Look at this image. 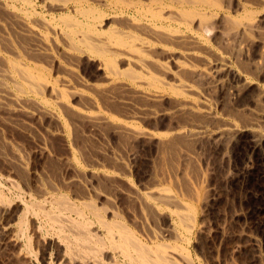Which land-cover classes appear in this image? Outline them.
<instances>
[{
    "label": "bare ground",
    "instance_id": "1",
    "mask_svg": "<svg viewBox=\"0 0 264 264\" xmlns=\"http://www.w3.org/2000/svg\"><path fill=\"white\" fill-rule=\"evenodd\" d=\"M19 1L22 4L24 2H27L28 0L27 1L23 0L24 2H22L21 0ZM50 1L51 0H49V2ZM53 2L54 1H52L50 4L53 5ZM234 2H235L234 4L235 14L232 15L230 13L231 11L230 9L232 7L230 8V6ZM16 3L17 2H15V4ZM5 4L0 2V9L2 10V12L7 14L11 23L17 26V30H19V33L22 35V37L24 36L29 40L35 41L36 43L35 47H37V51H39V56L40 55L46 56L51 60V63H54V60L56 58L48 54V51H50L49 49L52 48L51 46L54 42L53 40L54 37L62 38L63 39L62 42L64 41L62 49L65 51V54H70V53L73 54V55L68 56V60L69 58H75L78 61V58H79V61H80V57H83V56H86V58L88 56L90 60L91 59L93 60V58L99 60L98 65H97V70L101 73V79L103 83L100 85L99 84L97 85V83L96 85L86 84L87 92L89 91L88 88H90L91 92L93 90V92H95L96 94H100V96L102 97L110 96V95L112 96L115 94L113 99H117L116 97L117 95L121 97L123 95H128L130 99L131 98L137 99L139 100V102L141 101L143 103L148 104L150 106L149 108H153V109H148V110L147 108H145L146 111L143 109L141 111L147 112L148 114L154 117L159 116V115H166V116H170L172 119V118L182 116V115H189V116L191 115V116H195L200 119H207V121L209 120L211 121V123L214 121L215 122L217 121V123L219 124L218 122L219 120L217 119V113L215 112V108H213L212 101L209 100V97L207 98V95L208 94L210 95L211 93L210 92L207 93L206 91L203 92L202 91L203 88L201 90V87H199L201 86V84L199 85V82H200L199 80L204 81L203 85H205V89L208 91H211L214 89L216 90L217 88L228 89L230 96H233V97L240 96V95H243L244 92H246L252 84L250 82L251 80L248 79L250 75L247 77L246 75L241 73L243 72V70L241 72L237 71L238 69L234 70L233 63L237 62L236 65L239 64L238 61L241 59V57L239 58V56L243 55L244 57L243 52L245 53L249 52L248 51L249 46H252L255 43L258 46L256 50L257 52H259L258 53L259 56H257V59L259 57L260 61L263 60L264 0H58L57 5L55 4L57 10L59 11V13L60 12L66 13L65 15L60 14L61 16L58 15L57 17H60L59 19L56 18L58 21H61L62 24L60 25V24L52 23V22H55V19L53 21L52 20L53 18H52L51 19L52 21L49 20L48 22H46L45 19L44 21L41 20L39 26L31 22V18L33 16L31 17V15L27 13L28 11L26 13H24L25 12L24 11L22 14L17 13V12H21V10L16 11L17 9L13 7L15 9L14 11L12 10L13 8L10 9L11 7L9 8V5L7 7ZM30 5H31V2L29 3L28 6ZM18 6H21V5H18ZM41 6H44V5H41ZM34 12H32L31 14H33ZM35 14L38 15V13L36 12ZM50 18H51V15H50ZM10 21H9V24H10ZM61 22H58V23H61ZM1 26L2 24H0V27ZM10 27H12V25ZM15 35L16 34H14V36ZM255 36H257L258 39H256ZM22 37L21 39L24 38ZM27 39H25V41ZM13 41L15 40L13 39ZM23 41L24 40H22V42ZM34 41H32L31 43L34 44ZM210 41H212L214 47L211 46ZM20 42L19 44H21ZM0 44L2 45L3 50H4V53H2L1 48H0V110L6 113H20L19 115L22 114L25 116V118L33 117L35 115L43 116L44 118L46 117L55 124L56 133H59V132L64 133V131L66 130V122H64L65 117L63 119L59 113L51 112L52 110L49 111L47 107L45 106V105H48L46 101H44L45 105L43 104V102L42 103L30 102L32 105V108H30V106H28L29 107L28 109L25 108V106L28 105L27 103H29L27 101L29 99L26 100L25 98L26 96L33 95V96L38 97L40 94L42 95V92L44 90H49L47 95L49 93H50V96L51 94L53 95V97L56 99L55 100L56 102L54 101V104L56 105L58 110L60 109L63 111L62 112L63 114H65L64 113L65 111H70L71 113H73V116L75 115V117H77L75 119H80L90 124L92 127H100L103 125L110 126L111 130L113 131V134L117 133L119 135H122V137L125 136L124 138L129 137L133 141H140V140L155 141L156 152H157V155L161 158V160L162 158H164L163 156H165L167 151L169 153V150H170V153H171V150H174L173 151L174 153L177 150H179V155H180V151H181L180 148L177 149L176 151L173 148H175L176 147L175 145L179 144V142L181 143V140L183 139L185 140V142L188 141V145L190 141L191 143L196 141L197 144L199 142L198 145H200V143L202 144V142H200L201 140L203 141L207 140V142L211 141V144H212V142L218 143L220 140L222 141V139H225V138L227 139L229 137L231 138L232 136H235L239 132H242V131L251 132L250 134H252L251 140L253 144V150L260 149L262 147V143L264 140V134H263L264 132L261 133L259 131L258 126H261V125H259L260 124L259 123L257 126L256 122L257 121L259 122L258 119L264 116V111L262 110V108H259L261 107L259 106L261 100H264V89H259L257 91L258 94L256 93L257 95L253 98V103L256 107V110L253 113L257 120L254 119L256 120V122L252 120V122L254 121L255 123H252L250 121L252 125H248L249 124L248 123L247 124L248 126L246 125L244 127L240 126L239 128L236 125V123L235 124L224 123L227 120L226 119L219 126L210 128L208 127L209 125L207 126L205 124L206 122L203 123V120H202V123H194L195 125L192 124L193 126L191 127L188 126L189 128H185L183 126H185L186 124L184 125L183 123V126L181 127L182 123L180 124L179 122L180 124L179 125L178 123H176L178 122L177 120L176 122L175 121L174 122L177 125H179V127L170 128L169 132H166V134H163V133L159 134L154 131H148V130L138 128L134 126L133 124H130L127 122L115 120L116 118L113 119L112 117L107 116L106 114H102L101 112H89L88 109H87L88 111L87 110L85 111L83 109H77L80 107H76L75 109L71 108L72 106L70 107L69 103L66 100L69 97L66 98L67 95L65 91L63 92V90H60L58 86L56 85V83L55 84L52 83L53 79L51 82L47 79L46 75L43 72V70L45 71V67L44 69L41 70L34 63H32L33 61L29 62L25 58H22L24 54H21L23 55L21 57L17 48L14 46V44L12 43L9 37H6V36L1 37ZM16 44L18 46V43ZM60 45L61 44H59V46ZM54 48H56V46ZM36 54L37 52L34 55ZM174 54L177 56H175ZM61 55H64V54L61 52ZM163 56H165L166 59ZM26 57L28 56L26 55ZM64 57H66V55ZM160 57L164 58L165 60L163 61L159 60ZM33 58L31 57V59ZM257 59L256 61L254 60V62H252L251 59H250L251 61H248V60L247 61L250 63L252 62V64L253 63L258 64ZM63 61H67V60L65 59ZM43 62L45 61L43 60ZM169 62L175 66V69H174L175 71H171V73H170V68L168 66ZM71 63H73V61ZM79 63L80 62H78V64ZM241 63H243V59ZM261 63H264V61ZM254 64L250 66H253V67L259 66V64L258 65L257 64L254 65ZM60 65L59 67H64ZM65 65H68V64H65ZM240 65L242 66V64H239V66ZM42 66L43 64L40 67ZM50 68H52L51 64H50ZM64 68H65L64 69L65 72L67 73L66 75L73 77L72 74H75V72L73 73L70 67L69 69H66V67ZM254 68L252 69L253 71H255ZM240 69L241 67L239 68V70ZM246 70H250V69H246ZM247 72H244V73H247ZM249 73L251 74L252 72L249 71ZM168 74H170V76L172 75L171 76L172 80L170 81L172 82L171 84L165 82L166 80H164V77L166 75L168 77ZM196 79H199L197 82L198 85L195 82L197 81ZM55 80L54 82H56ZM58 82H61L63 84L65 83L68 84L65 78L60 79V80L58 79ZM194 83H196L198 87ZM200 83H202V81ZM62 89H64V87ZM67 90L68 89H66V91ZM73 91L76 92V93L73 92L74 96L75 94L80 95V92L78 93L75 90ZM204 93H207V95H204ZM222 93H224L223 90H222ZM83 95H84L83 98L85 99L87 106H89L91 110L100 111L99 110L100 108L98 107V104L96 103V100H94L91 96H88V95L86 96L85 94ZM108 98L107 100H110ZM167 98H171L172 100L171 102L172 105L169 108L160 110L161 108L160 107L161 105H160L159 110H155L154 107H151V105H155V106L157 104L159 105V103H161ZM251 98L252 97H250V100ZM41 100H44V99H41ZM111 100L109 101L110 104L112 102ZM118 100L117 102H119ZM126 101L127 100L123 102H125L126 106H128V102ZM135 102L136 100H134V103ZM261 104L263 103L261 102ZM141 105H143V107L145 106V104H141ZM233 106H234V103H233ZM129 107L133 108L132 105ZM251 108H254V107L251 106ZM230 109H233V108L231 107ZM241 110H240V113L244 111L242 110L241 112ZM133 113L135 114V112ZM126 114H128V111ZM229 115L232 116L231 114ZM238 115L239 114H237L236 116ZM189 116H186V117H189ZM154 117H153V120L156 119V117L155 119ZM36 118L38 117L36 116ZM221 120L222 119H220V121ZM198 122L200 121L198 120ZM188 123L191 124V122H188ZM72 124H75V123L73 122ZM232 138L234 139V137ZM227 141H223V143ZM207 142H204V143H207ZM228 143H230V139ZM179 145H182V144H179ZM185 145L187 147V143L184 144V146ZM183 151H186V150H183ZM39 152L40 153L46 152L44 145L43 147H40ZM177 155H178V152L176 153V155L174 154V156H177ZM191 155L192 154L187 153L184 157H182L183 156L182 155L181 158H185V159H188V161H190L191 159H193L192 157L193 155L192 156ZM1 157L3 158V156ZM157 157H156V162H158ZM11 158L13 159L14 164H16L17 166L21 165V159L17 155L14 154L13 157ZM75 158L73 157V159ZM168 158L170 159V157ZM161 160L160 162H158L159 164L161 163ZM118 162L121 163L120 161ZM68 165L69 167L75 169V165L72 162L69 163ZM159 166L164 167V165H159ZM159 168H162V167H159ZM163 171L162 172L160 171V172L163 173ZM187 171L188 170H186V172ZM193 172H196V170ZM183 173H185V171ZM181 176L183 175L181 174ZM186 177L188 176H185V179L187 181ZM163 178H166V177H163ZM75 179L74 180L72 179V180L75 181ZM76 180H78V178ZM165 180L166 179H164V181ZM9 184L11 183L9 182ZM128 184L129 183L127 182V185ZM13 185H10V186L13 187ZM158 185L159 184L157 182V184L153 183V185L149 187L145 186L146 188L142 192H140L139 190L136 191L134 190L135 189L134 188L133 190L127 189L128 190L127 194L123 193L125 194V197H128V199H130L131 203H129L130 201L128 203L131 205L133 203L135 206L134 207L135 211L132 209L134 211L133 213H131L132 210L129 212V209H128L129 207L127 208L128 210L127 212H129V216L127 218H123L122 216L120 217V215L116 214L115 213L116 211L114 210L109 211V217H107V215L105 214L106 209L104 207H101L102 212H104L102 213L100 210H98L97 207L95 208L93 206L94 205L93 201H91L93 205L90 203L89 199H88L89 201L88 204L87 203L82 204V202L84 201H81L80 205L81 204L82 205L80 207L78 205L76 206L75 204H70L71 203L70 201H69L70 203H68L69 199L67 197L63 198V197H59V195H57L59 198L55 201L54 199H51L52 196L48 198L51 200L49 201L52 204L48 200L47 201L44 200L45 202H49V204H51L50 206L52 207L54 204L56 205L57 208L60 207V205H63V208L66 210V212L67 211H69L70 213L73 212L74 215L76 216V218L74 219H68L67 216H64L67 219L66 222L71 224V226L73 225L72 227H74L75 225V229H72L70 227L69 231L70 230L71 232L72 230L80 231L76 236H73L71 235L72 233L67 232L68 229H67V226L65 227V222L63 223L64 225L59 223L60 221L58 222L63 228H66L65 229L67 230L66 232L71 235V238L76 243V245L78 244L81 246L79 247L77 245L80 249L79 248L75 249V250L79 249V252H78L79 254L77 255L75 253H74L75 255L73 254V256H76V257H72L70 255L71 254L70 251H72L70 249L73 248L71 247V244H72L71 242L73 241H70L69 239L66 238L67 236L64 233L63 231L64 229H62V227H59L58 228L59 230L57 229L59 234L64 235L62 236L64 237V239H66L67 241L69 240L67 242L66 240L63 239V241L67 242L66 251L68 250L70 252L69 255L71 257H69V255L68 257L73 258L70 260L71 261L70 263L74 262L75 260L79 264H195L196 260L195 261L193 260V257H192L193 252L191 251L192 247L190 244V236L192 235L194 231V228H195L194 223L196 220L195 219L196 218V207L194 205V198L196 196L194 195V197H192V195L194 194V191L193 189L189 191L188 190L189 188L188 189L185 188L188 190L189 196H187V194L183 192L186 194V197H181L179 196L180 193L179 195L176 194L171 187L169 186L160 187L161 185L160 186ZM173 188H176V187H173ZM1 193L2 191L0 192V200L2 201L4 195L2 196ZM41 196H42L41 198H43L45 197V194L42 193ZM5 199L6 198H4V200ZM7 199H6V202L8 201ZM1 201H0V204L2 203L1 205H4V202H1ZM9 203H7V205ZM32 203L33 201L30 203H26V205L29 204L30 206ZM34 204L37 206L38 204L40 205V203H37V204L34 203ZM40 206H45V205L43 204ZM30 207H29V210L31 209L33 210V208L30 209ZM32 207H35V206L32 205ZM56 207L54 209H56ZM37 208L40 210V207H37ZM60 208L58 209L63 210ZM41 210H43V208ZM65 210L63 211L65 212ZM40 212H43V211H40ZM40 215H43V213H41ZM53 215H54L53 213H49L48 211H45L44 217H46L47 220H49L48 222H52L54 224L57 223L55 221H58L59 219L61 220L64 219V218L63 219L60 218L61 213L58 216V218H55L58 214L54 215L55 217H53ZM124 215L125 214H123V216ZM163 215L167 216L166 224L164 228L161 227L162 228L161 229L159 227L160 228V229L158 228L159 230L154 229L155 226L154 228H151L150 227L151 224L149 225V222H152V221L158 222V220L162 218ZM26 216H28V213L26 214ZM21 217H19L21 228L18 227L19 231H21L20 234H22L20 237L24 239V241L26 242V245L23 246V248L25 247L26 251H29L30 238L28 239L27 235H24L25 225H26L25 213ZM20 218H21V221H20ZM16 225H17V222H16ZM76 233L77 232H75V234ZM250 244L252 247L257 248L255 242L250 243ZM25 248H24V251H25ZM239 248L241 247L236 246L234 250H236V252L237 250L238 252H240ZM75 252L77 253V251ZM30 254L31 253H29V255ZM63 255H66V254H63Z\"/></svg>",
    "mask_w": 264,
    "mask_h": 264
},
{
    "label": "rangeland",
    "instance_id": "2",
    "mask_svg": "<svg viewBox=\"0 0 264 264\" xmlns=\"http://www.w3.org/2000/svg\"><path fill=\"white\" fill-rule=\"evenodd\" d=\"M9 1L0 0L1 3H4V4L6 3L5 5L7 7L9 5V8L11 7L10 9L14 7L15 9H17L16 11L21 10V12H17V13L22 14L24 11H25L24 13L28 11L27 13L30 14L31 17L33 16L31 18V22L37 24L38 26L41 20L44 21L45 19V21L48 22L52 18H53L52 19L53 21L55 19V22H52V23L61 25L62 22L58 21L56 18L59 19L60 17H57L58 15L61 16V15L66 14L64 12L59 13V11L57 10L55 4L57 5L58 0L57 1L51 0L50 2L49 0H28L31 2L30 6H28L30 2H28L27 0H25L27 2H24L23 0H21L22 2H24L22 4L19 0L17 1L9 0ZM52 1H54L53 5L50 4ZM15 2L17 3L15 4ZM234 4L235 2L230 6V8L232 7L234 9V10L232 8L230 9L231 10L230 13L232 15L235 14ZM18 5H21V6H18ZM41 5H44V6H41ZM19 7H21L22 9ZM14 8L12 10L15 11ZM34 11L38 13V15L35 14ZM32 12L34 13L31 14ZM0 13H1L0 14L1 16L0 24H2V26L0 27V40H1V37L3 36L9 37L12 43L14 44V46L17 48L19 54L20 55L24 54V56L21 55V57L23 56L22 58H25L29 62L33 61L32 63H34L41 70L44 69L45 67V71L46 70L48 71L45 72L43 70V72L46 75L47 79L50 82L53 79L52 83L54 84L56 83V85L58 86L60 90H63V92L65 91L67 95L66 98L69 97L66 100L69 103V106L70 107L72 106L71 108L73 109H75L76 107H80L77 109H83L85 111L88 109L89 112H101L102 114H106L107 116H110L113 119L116 118L115 120L127 122L130 124H133L134 126L138 128L148 130V131H154L159 134L161 133L166 134V132H169L170 128L179 127L181 123H182L181 127L183 126V123H184V125L185 124L186 125L183 127L189 128L195 125L194 123H202V120H203V123L206 122L205 124L207 126L209 125L208 127L210 128L219 126L226 119L227 120L224 123H233V124L236 123V125L239 128L240 126L244 127L245 125L246 126L252 125V123H255L257 120L253 113L256 110V107L253 103V98L258 94L257 91L259 89H264L263 87L264 86L263 85L264 84V65H263L264 63H261L264 61V54H263V60L260 61L259 57L257 59V56H259L258 54L259 52H257L256 50V48H258L256 43L252 46H249V49H248L249 52H246V53L243 52L244 57L243 55L239 56V58L241 57V59L237 61L239 64H242V66L241 65L239 66V64H237L238 65L237 67L236 65L237 62L233 63L234 70L238 69L237 71H240V72L243 70V72L241 73L246 75L247 77L250 75L248 79L251 80L250 82L252 85L248 88L246 92H244L243 95L233 97V96H230L228 89H220V88H217L218 90L214 89L215 91L214 90L208 91L205 89V85H203L204 84L203 80H199V79H196L197 81L193 80L196 83L198 82V80L200 82L202 81V83L199 82V85L201 84V86H199L201 87V90L203 88L202 90L203 92L206 91L207 93L209 92L211 93L210 95L208 94L209 96L207 95V93H204V95H207V98L209 97V100L212 101L213 108H215V112L217 113V119L219 120L218 121L219 124L217 123V121L216 122L214 121L212 122L214 125L213 126L211 121L209 120L207 121V119H200V118H197L191 115L190 116L182 115V116H178L172 119L170 116L159 115V116H155L156 117L155 119L154 116L148 114L147 112L141 111L142 109L145 110V108H147V110L153 109V108H149L150 106L148 104L143 103L141 101L139 102V100L137 99L131 98L133 99L131 100L128 95H123L124 97L117 95L116 96L117 99H113L115 94L112 96L110 95V96L102 97L100 96V94H96L95 92H93V90L91 92L90 88H88L89 91L87 92L86 90L87 85H91V84L96 85V83L97 85L98 84L100 85L103 83L101 79V73L97 70V65H98L99 60L94 59V58L93 60L92 59L90 60L88 56H87L88 60L86 56L80 57V61H79V58H78V61L75 58H69L68 60V56L73 55V54L71 53L65 54V51L62 49L63 44H64L63 43L64 41L62 42L63 39L59 37L55 38L54 36H52L54 37L53 38L54 42L51 46L52 48L49 49L50 51H48V54H50L51 56H54V58H56L57 60L55 59L54 63H51V60L48 57L42 56V55L39 56V51H37V47H35L36 43L34 40H29L24 36L23 38L22 35L19 33V30H17V26L11 23L7 14L2 12L1 9H0ZM50 15H51V18H50ZM9 21L12 27H10L11 25L9 24ZM58 22H61V23H58ZM14 34H16L17 36L16 35L14 36ZM21 37L23 39H21ZM255 38L258 39L257 36H255ZM13 39L15 41H13ZM25 39L27 40L25 41ZM22 40L24 41L22 42ZM32 41H34L35 45L31 43ZM19 42L21 44H19ZM16 43H18L19 47L17 46ZM59 44L61 45L59 46ZM210 44L212 47H214L212 41H210ZM55 46L56 48H54ZM0 48H1L2 53H4V50L1 44H0ZM36 52L38 55L37 54L34 55ZM61 52L64 55H61ZM25 54L28 57H26ZM30 55L32 58L33 57L34 58L31 59ZM65 55L67 58L64 57ZM163 57L166 59L165 56ZM164 58L160 57L159 60L163 61L165 60ZM255 58L258 60L259 66L262 64L261 65L262 67L260 66L261 68L259 66L257 67L254 66L257 68L256 69L253 66H250L254 64V63L252 64L254 60L256 61ZM62 59L63 60L66 59L67 61H63ZM242 59H243V63H241ZM250 59L252 60L251 63L248 62V61H251ZM43 60L45 62H43ZM70 61L71 62L73 61V63H71ZM78 62L80 63L78 64ZM64 63L68 65H65ZM42 64H43L42 66L43 68L40 67ZM50 64L52 68H50ZM59 65L66 67V69H69L70 67L72 72L73 73L75 72V74H72L73 77L66 75L67 73L64 70L65 68L59 67ZM168 66L170 68V73L171 71H175L174 70L175 66L172 63L169 62ZM240 67L241 69L239 70ZM252 67L255 69V71L252 70L253 69ZM246 69H250V70H246ZM249 71L252 72L251 73L252 75L249 73ZM244 72H247V73H244ZM171 76L170 74H168V77L166 75L164 77V80H166L165 82L171 84L172 83L170 82L172 80ZM64 78L68 82V84L67 83L63 84L61 82H58V79L60 80ZM54 80L56 82H54ZM196 83L194 84L196 85ZM63 87L64 89H62ZM65 88L68 89L69 92L68 90L66 91ZM73 90L77 91L78 93L80 92V95L75 94L74 96ZM222 90L225 94L222 93ZM48 92L49 90H44L42 92V95L40 94L38 97L30 95V96H26L25 98L26 100L29 99L27 100L29 103L30 102L32 103H42L43 102V104L45 105L44 101H46L48 105H45V106L47 107L49 111L52 110L51 112L59 113L63 119L65 117L64 122H66V130L64 131V133L62 132L56 133L55 124L46 117L44 118L43 116L35 115L33 117L25 118L24 115L22 114L19 115L20 113H6L0 110V155L3 156V158L0 156V192L2 191L1 193L2 196L3 195L5 196V197L3 196L2 201L0 200L1 202H4V205H1L2 203L0 204V232H1L0 233V242H1L0 244V264H25V263L26 264H32V263L33 264H64V263L65 264H79L75 260L74 262L70 263L71 262L70 260L73 258H69V257L71 256L76 257V256H73L74 253L76 255L79 254L78 253L80 249L79 247L81 246L77 244L79 246L78 247L76 245V243L72 240L71 235L76 236L80 231L78 229H77L78 231L76 230H72V232L71 230L69 231L70 227L72 229H75V225L74 227H72L73 225L71 226V224L66 222L67 219L66 217H64V216H67L68 219H74L76 218V216L74 215L73 212L71 213L69 211L66 212V210L63 208V205H60V207L61 206L62 207L61 208L58 207V208L65 210V212L63 210H59L55 204L53 205V207L50 206L52 204L50 202L51 200L48 199L50 198V196H52L51 199H54V201L57 200L59 197H63V198L67 197L69 199L68 203L71 202L70 204H75L76 206L78 205L79 207L83 203L88 204V202L90 201V203L92 205L94 203L93 206L95 208L97 207L98 210H100L101 212H102L101 207H104L106 209L105 214L107 215V217H109V211L114 210L116 211L115 212L116 214L120 215V217L122 216L123 218H127L129 216V212L132 209L135 211L134 204L133 203L132 205L129 204L131 203L130 199H128V197H125V194H127L128 190H133L135 188L134 190L136 191L139 190L140 192H142L145 190L146 187L153 185V183L157 184V182L159 184L158 186L161 185L160 187L162 186L171 187L176 194L179 195L180 193L179 196L181 197H186V194L187 196H189L188 190L191 191V189H193L194 191V194L192 195V197H194V195L196 196L194 198V205L196 207V218H195L196 220L194 223L195 225L194 231L192 235L190 236V244L192 247L191 251L193 252V253L191 252L193 260L194 261L196 260L195 264L196 263L197 264H264V140L262 143V147L260 149L253 150V144L251 140L252 134H250L251 132H248V131H242V132H239L237 135L232 136L234 137V139L232 137L231 138L229 137L227 139L226 138L222 139V141L220 140L218 143L212 142V144H211V141L207 142V140H204V141L201 140L200 142H202V144L200 143V145H198L199 142L197 144L196 141L192 143L190 141L188 145V141L185 142L184 139H183L184 141L179 139L181 140V143L179 142V144H182V145L176 144L175 146L177 147L178 145V147L177 148L175 147L173 149H175L176 151L177 149L180 148L181 150L180 155H179V150H177L175 153L173 152L174 150H171V153L169 150V153L167 151L165 154L167 159L165 158V156H163L164 158H162L161 160V158L157 155V152H156L155 141H145V140L133 141L129 137L124 138L125 136L122 137V135H119L117 133L113 134V131L111 130L110 126L103 125L100 127H92L90 124L80 119H75L77 117H75V115L73 116V113H71L70 111H65L64 112L65 114H63L62 113L63 111L60 109L58 110L56 105L54 104V101L56 99L53 97L52 94L50 96V93L47 95ZM67 92L69 95L67 94ZM83 94H85L86 96L87 95L91 96L94 100H96V103L98 104V107L100 108L99 109L100 111L91 110L89 106H87L86 101L83 98L84 97ZM250 97H252L251 100H250ZM107 98L110 100L112 99L111 104L109 103L110 100H107ZM41 99H44V100H41ZM103 100L105 101L106 104L104 103ZM117 100L119 102H117ZM125 100H127L126 102H128V106H126V103L123 102ZM134 100H136L135 103H134ZM169 100H171V98L165 99L164 101L159 103V105L158 104L156 106L151 105V107H154L155 110H159L160 107H161L160 110L167 109L172 105L171 103L172 100L171 101ZM263 101L264 100H261L263 104H261L260 102L259 106L261 107L259 108H262V110L264 111ZM29 103H27L28 105H26L27 107L25 106V108L28 109L29 108L28 106L32 108L31 103L30 104ZM233 103H234V106H233ZM141 104H145V106L143 107V105ZM131 105L133 108L129 107ZM251 106L254 108H251ZM231 107L233 109H230ZM134 108L135 109L138 108V109L135 110ZM241 109L244 111L242 112ZM240 110L242 113H240ZM127 111H128V114H126ZM133 112H135L136 116ZM229 114H231L232 116H230ZM237 114L239 115L236 116ZM36 116L38 118H36ZM186 116H189L191 118L186 117ZM153 117L155 120H153ZM167 117L169 118V120ZM187 118L189 119V121ZM220 119L222 120L220 121ZM68 120L70 121V123ZM177 120L178 122H176ZM198 120L200 122H198ZM252 120H254L255 122L254 121L252 122ZM258 120L259 122L258 121L256 122L257 126L260 123L259 125L261 126H258L259 131L263 133L264 132V116ZM174 121L178 124L180 122V124L177 125ZM71 122L72 123L74 122L75 124H72ZM188 122H191V124ZM127 139L128 140L130 139V140L128 141ZM229 139H230V143H228ZM223 141H227V142L223 143ZM204 142H207V143H204ZM186 143H187V147L186 145L184 146V144ZM43 145L46 149V152L40 153L39 152L40 147H43ZM183 150H186V151H183ZM177 152H178V155L174 156V154L176 155ZM185 152L193 155V156L191 155L193 157V159H191L192 161L191 160L188 161V159L181 158L182 155H183L182 157H184L187 154ZM14 154L17 155L21 159L22 166L21 165L17 166L16 164L13 163V159L11 157H13ZM72 156L74 158L76 157L75 158L76 161L75 159H73ZM156 157H157L158 162H160L161 160L160 164L156 162ZM168 157H170L171 160ZM166 160L167 161L170 160V161L167 162ZM116 161L117 162L120 161L121 163L119 162L117 163ZM71 162L75 165V169L69 167L68 164ZM173 164L174 165L176 164L177 167L176 165L174 166ZM159 165H164V167L159 166ZM168 165L170 168L168 167ZM158 166L162 168H159ZM186 170L188 171L186 172ZM195 170L196 172H193ZM160 171L161 172L163 171V173L166 175H164ZM184 171L185 173H183ZM89 172L91 173V175ZM181 174L183 176H181ZM185 176H188L186 177L187 181L185 179ZM163 177H166V178H163ZM75 178L76 179L78 178L79 181L76 180ZM72 179L73 180L75 179V181H73ZM164 179L166 180L164 181ZM9 182L11 184H9ZM127 182L129 183L128 185H127ZM10 185H13V187L16 189H14ZM173 187H176V188H173ZM185 188L187 189L189 188V189L187 190ZM183 192H185L186 194ZM42 193L45 194V197L43 198H41ZM57 195H59V197ZM4 198L6 199L8 198L7 199L8 201L6 202V199L4 200ZM31 200L33 201V203L30 205L31 206L30 207L29 204L26 205V203L32 202ZM44 200L45 201L50 200L49 202L51 204H49V202H45ZM81 201H84V202H82V204L80 205ZM91 201H93V203ZM7 203L9 204L7 205ZM34 203L36 204L40 203V205L44 204L45 206H40L39 204L37 206ZM32 205H34L35 207H32ZM29 207L30 209L33 208V210L32 209L29 210ZM37 207H40V210ZM45 207L46 209L48 208L49 209L46 210ZM55 207L58 210L54 209ZM24 208L25 209L28 208V209L25 210ZM42 208L43 210H41ZM127 208L129 209V212H127L128 211ZM133 210L131 211V213L134 212ZM40 211H43V212H40ZM45 211H48L49 213H53L54 215L58 214L56 217L53 215V217L55 218H58V216L61 213L60 218L62 219L64 218L63 219L64 221L59 219L58 221H55L57 222L55 224L52 222H48L49 220H47V218L44 217ZM22 212L23 214L25 213V219H26L24 235H27L28 239L30 238L29 245L31 246V247L29 246V251H26V248L24 247L26 252L24 251V248H23V246L26 245V242L24 241V239L20 237L22 234H20L21 231H19V228H21L19 217L23 216ZM26 212L28 213V216H26L27 214ZM41 213H43V215H40ZM123 214L125 215L123 216ZM21 218H20V221H21ZM166 219H167V216L163 215V217L160 218L158 222L152 221V222H149V225L151 224L150 225L151 228H154L155 226L154 229L159 230L161 227L164 228L166 224ZM16 222H17V225H16ZM58 222L61 224L65 222V227L67 226L68 231L65 230L66 228H63ZM49 223L52 225H50ZM59 227H62V229H64L63 231L67 236L66 238L75 243L74 244L73 242H71L72 243L71 247L73 248L70 250L74 251L76 248H79L75 250L77 251V253L75 251L74 252L70 251L71 252L70 254L71 256H70L69 255L70 252L68 250L66 251V244L69 240L67 241L66 239H64V237H62L64 236L63 234H59L58 232ZM54 230H56L57 232ZM66 231L72 234L70 235ZM75 232L77 233L75 234ZM63 239L66 240L67 242L63 241ZM253 242H255L257 248L251 246L250 243H253ZM235 245L241 247L239 248L240 252H238V250L237 252L236 250H234V248L236 247ZM29 253L31 254L29 255ZM63 254H66V255H63Z\"/></svg>",
    "mask_w": 264,
    "mask_h": 264
}]
</instances>
